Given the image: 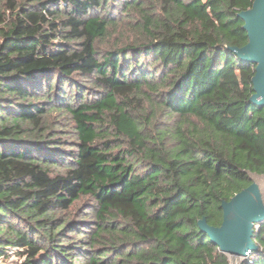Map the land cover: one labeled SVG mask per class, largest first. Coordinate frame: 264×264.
Returning a JSON list of instances; mask_svg holds the SVG:
<instances>
[{
	"label": "trees",
	"instance_id": "obj_1",
	"mask_svg": "<svg viewBox=\"0 0 264 264\" xmlns=\"http://www.w3.org/2000/svg\"><path fill=\"white\" fill-rule=\"evenodd\" d=\"M254 1L0 0V259L231 264L198 222L264 176Z\"/></svg>",
	"mask_w": 264,
	"mask_h": 264
},
{
	"label": "water",
	"instance_id": "obj_2",
	"mask_svg": "<svg viewBox=\"0 0 264 264\" xmlns=\"http://www.w3.org/2000/svg\"><path fill=\"white\" fill-rule=\"evenodd\" d=\"M244 21L249 42L241 48L231 50L241 60L256 66L253 78L254 95L251 103L264 109V0H255L253 7L239 14ZM224 220L221 227L209 226L206 219L198 222L212 243L225 255L243 259L258 250L254 242L256 228L264 222V197L258 207L252 209L245 202V190L221 205ZM231 264H234L231 262Z\"/></svg>",
	"mask_w": 264,
	"mask_h": 264
},
{
	"label": "rangeland",
	"instance_id": "obj_3",
	"mask_svg": "<svg viewBox=\"0 0 264 264\" xmlns=\"http://www.w3.org/2000/svg\"><path fill=\"white\" fill-rule=\"evenodd\" d=\"M129 34L132 33L129 31ZM127 38V37H126ZM113 42V39L110 40ZM253 185L245 190V202L248 207L252 209H256L264 197V176L252 175ZM228 259L234 264H242L246 259L236 257V256H228ZM22 257L17 254V251L9 252L8 258L0 259V264H15L22 261Z\"/></svg>",
	"mask_w": 264,
	"mask_h": 264
}]
</instances>
